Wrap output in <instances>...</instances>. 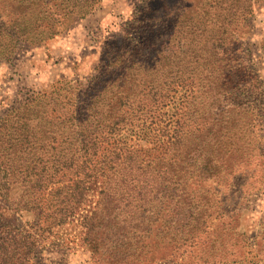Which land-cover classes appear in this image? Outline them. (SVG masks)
<instances>
[{"label":"trees","instance_id":"1","mask_svg":"<svg viewBox=\"0 0 264 264\" xmlns=\"http://www.w3.org/2000/svg\"><path fill=\"white\" fill-rule=\"evenodd\" d=\"M100 1L0 0L6 3H0L1 31L15 43L36 44L91 14ZM159 2L137 10L146 15L135 14L126 28H140L139 39L123 36L86 82L59 80L0 116V252L17 243L29 264L36 242L35 233L6 230L13 195L45 227L65 217L59 212L79 210L86 195L96 197L90 216H83L85 240L120 242L114 259L123 264L211 244L205 222L213 193L200 197L188 182L227 180L234 166L247 167L252 151L259 155L250 113L224 121V110L211 113L207 104L220 81L236 82L230 55L235 47L245 50L248 18L264 0ZM247 74L256 75L251 67ZM176 88L184 99L166 117ZM128 132L138 146L125 145L120 136Z\"/></svg>","mask_w":264,"mask_h":264},{"label":"rangeland","instance_id":"2","mask_svg":"<svg viewBox=\"0 0 264 264\" xmlns=\"http://www.w3.org/2000/svg\"><path fill=\"white\" fill-rule=\"evenodd\" d=\"M0 3L5 7V2ZM157 4L160 6L159 0H101L91 14L36 44L31 40L10 41L4 35L7 31L2 32L0 26V116L29 95L49 90L59 80L72 84L86 82L101 62L110 59L123 36L139 39L140 28L137 33L129 26L126 28L135 14L140 18L146 15L137 10L147 6L152 9ZM248 24L245 50L235 47L230 55L229 69L237 80L220 81V90L214 102L209 100L207 110L218 113L223 109L224 121L233 115L250 118V113L259 133L256 151L259 155L254 156L252 151L247 167L234 166L233 173L224 175L227 180L209 178L188 182L189 191L200 197L213 193V210L209 208L212 216L205 222L210 245L194 247V254L190 250L177 256L152 252L142 264H264V3L254 9ZM126 43H123L125 47ZM248 67L254 69V78L248 76ZM184 94L181 89L172 92L170 103L163 109L166 117L180 106ZM203 127L206 126L199 124L200 129ZM120 137L126 146L139 144L135 134L122 133ZM198 187L200 191L196 190ZM205 189L209 192L205 193ZM201 190L204 193H199ZM86 196L79 210L59 212L65 217L51 227L37 224L30 211L17 206L16 195L9 196L14 204L9 210L10 217L7 216L6 230L14 234L35 233L29 264H123L124 261L114 259L120 242H112L111 237L102 242L96 237L94 241L85 240L83 216L89 217L97 203L96 197ZM203 203L200 200L199 206ZM21 249L16 243L12 252H9L11 248L0 252V264H23Z\"/></svg>","mask_w":264,"mask_h":264}]
</instances>
